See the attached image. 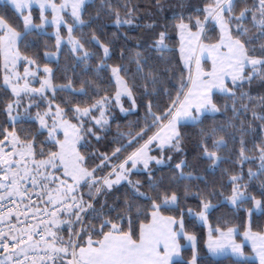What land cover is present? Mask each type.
Wrapping results in <instances>:
<instances>
[{
    "label": "snow or ice",
    "instance_id": "obj_1",
    "mask_svg": "<svg viewBox=\"0 0 264 264\" xmlns=\"http://www.w3.org/2000/svg\"><path fill=\"white\" fill-rule=\"evenodd\" d=\"M3 2L15 19L0 14V264H208L209 257L213 264H264V226L253 220L264 217V139L251 148L245 139L252 122L264 129V97L253 102L242 90L253 80L264 82V0H207L197 15H176L172 46L169 25L155 32L151 47L163 58L178 46L182 70L169 89L149 57L135 53L131 62L145 95L162 89L168 102L154 107L150 100L143 124L130 122L127 131L117 125L109 141L114 146L103 153L89 151V138H104L114 110L132 113L137 101L127 68L108 63L112 42L101 37L108 21L117 28L132 25L135 9L100 0L93 16L88 9L94 0ZM155 6L163 10L162 0ZM44 37L55 43L44 42L41 66L37 49ZM65 49L73 63L57 83ZM105 71L109 88L97 82ZM88 72L95 79L81 78ZM217 95L231 104H218ZM229 110L227 124L199 128L189 157L181 128ZM237 134L239 148L230 149ZM168 153L183 156L173 163ZM229 162L232 168L222 167ZM160 166L170 174L157 176ZM138 172L146 182L131 178ZM190 197L197 206L183 207ZM225 206L243 209L247 221L210 222ZM197 222L207 229V257L201 237L189 228Z\"/></svg>",
    "mask_w": 264,
    "mask_h": 264
},
{
    "label": "trees",
    "instance_id": "obj_2",
    "mask_svg": "<svg viewBox=\"0 0 264 264\" xmlns=\"http://www.w3.org/2000/svg\"><path fill=\"white\" fill-rule=\"evenodd\" d=\"M114 3H119L123 5L125 3L128 4L129 7L135 9V18L134 23L132 25H124L121 28H117L114 26L111 21L107 22V26L105 28V34L101 37L106 41H111L113 55L112 58L108 61L109 64H123L127 68V76L129 79V83H134L136 86L133 89L134 94L136 96V101L138 104L137 110L132 113L121 114L118 110H114L115 119L111 123V131L107 134L101 133L104 137L100 141H96L94 138L90 139L89 151L96 153L110 152L111 148L114 145H111L109 141L115 136L117 131V125L120 126L121 131H127L128 125L130 122H135L140 120V123L143 124V117L145 114V106L151 100L155 105H159L160 107H164L168 102V96L163 92L162 89H159L156 93H152L151 95H145L143 84L144 81L140 78L138 74H136V65L131 62V58L135 55L137 51L144 53L149 57V64L153 65L155 69L158 71V74L164 80V87L171 89V84L175 83L178 78L180 71L182 70V64L179 61V53L178 46L177 50L171 53L165 54L162 58L158 52H156L149 42H143L145 38H154V33L163 30V25H169V35L171 39L169 40V45L172 46L177 42V37L174 32L171 30V24L173 21V17L176 15L183 14L184 16L188 15H197V8H202L207 0H162L163 2V10H159L156 8V0H113ZM100 0H94L93 6L89 7L88 15H95L97 7L99 6ZM124 9L121 7V13L123 15ZM0 14H6L7 16L14 17L13 9L5 3H0ZM35 16L37 13L34 11ZM87 18V16L85 17ZM17 23H21L20 21H16ZM37 22H39L37 20ZM155 23L156 27L154 29H150L147 27L148 24ZM95 27V25H93ZM90 30L88 28L84 29V32L87 34ZM149 39V40H151ZM47 41L49 45H53L55 43L54 37H44L38 42V51L41 53V66L45 62L42 57L43 51L46 49L43 47L44 42ZM153 41V40H152ZM31 51V50H30ZM124 52V58L121 59V52ZM98 61H93L96 63ZM72 58L65 49L64 54L61 56L59 61V68L56 72L57 83H62L61 79L63 75V69L66 65L72 64ZM53 68H57L56 64L50 65ZM147 70V69H146ZM124 74V73H122ZM101 80L97 81L100 83L102 88H109L110 85L107 83L108 78L111 76L110 71H105L100 74ZM81 78H92L95 79L94 72H88L86 76L81 75ZM171 78V80L169 79ZM243 91L247 92L249 96L253 98V102L259 100L260 97H264V82L259 79L253 80L249 85L245 83ZM151 91V88L149 89ZM103 94V93H101ZM174 94V92H173ZM61 96L63 94H60ZM78 99H87L86 97L78 98ZM57 102H60L58 99ZM216 102L220 105H223L225 102L231 104V101L228 98L217 95ZM245 103L248 101L245 100ZM232 116V112L229 110L226 113L216 114L215 116H209L208 119L204 120V123L199 126H185L181 128V133L185 138V152L191 157L194 154L195 144L199 138V128L200 127H210L214 124H227L229 118ZM2 119V117H0ZM248 121H251V111L248 112L247 118ZM252 131H249L245 135V139L247 140V146L249 148L252 147L253 142H259L261 139H264V129L260 127V122L255 121L252 122ZM239 134H237V142L233 145L231 142L229 144L230 149L238 150L239 148ZM174 155L173 163L178 162L180 158H182L183 154H172ZM227 154V153H226ZM251 154V153H249ZM99 159H95L93 161L94 164H98ZM118 161L113 160L111 163H117ZM258 163V161H257ZM255 170L256 164L251 165ZM223 168H232L233 165L231 162L222 165ZM248 164L244 165L245 179L247 180V168ZM203 168V165H201ZM109 169H105V172ZM170 174L169 168L165 166H160L159 171L156 172L157 176ZM209 176V179H212L213 176L208 173H203ZM136 180L139 179L142 182H146L147 177L144 173L138 172L134 174ZM216 178H219V170H217ZM257 186L259 181L254 182ZM145 183V187H146ZM126 190L125 186H120V191L114 193V196L121 195ZM255 190V189H253ZM113 197H109V203H111ZM103 199V198H101ZM198 201L195 198H188L187 201L182 205L183 207H193L197 206ZM218 217H224L227 219H231L235 224H241L242 222L247 221V215L243 209L239 212H234L230 206H225L213 212L210 215V222L215 223ZM254 226H264V217L259 216L257 214L253 217ZM190 230L195 231L200 237V251L201 254L207 257V249L203 245V239L206 238L207 229L205 226L201 225L199 222L196 225L189 226ZM241 231L243 229L241 228ZM246 251H250V247L246 248ZM186 256L190 257V251L186 253ZM208 264H213L211 258H208ZM226 264V262H223Z\"/></svg>",
    "mask_w": 264,
    "mask_h": 264
},
{
    "label": "rangeland",
    "instance_id": "obj_3",
    "mask_svg": "<svg viewBox=\"0 0 264 264\" xmlns=\"http://www.w3.org/2000/svg\"><path fill=\"white\" fill-rule=\"evenodd\" d=\"M0 3H4L3 2V0H0ZM33 15L35 16V14L33 13ZM70 22V21H69ZM50 31H51V29H50ZM64 31V33L66 34V29L65 30H63ZM152 38V37H151ZM151 38H145V39H143V42H149L151 45H152V40L153 39H151ZM149 39H151V40H149ZM38 86V85H37ZM130 106V101H128L127 99H125L124 100V107L125 108H128ZM137 107H138V104H137ZM115 110H118L119 111V109L117 108V109H115ZM137 110V108L133 111V112H135ZM120 112V111H119ZM121 113V112H120ZM121 114H126V113H121ZM153 154H157V153H153ZM133 180H136V178H135V176L133 175L132 177H131Z\"/></svg>",
    "mask_w": 264,
    "mask_h": 264
},
{
    "label": "built area",
    "instance_id": "obj_4",
    "mask_svg": "<svg viewBox=\"0 0 264 264\" xmlns=\"http://www.w3.org/2000/svg\"><path fill=\"white\" fill-rule=\"evenodd\" d=\"M35 198V197H34Z\"/></svg>",
    "mask_w": 264,
    "mask_h": 264
}]
</instances>
